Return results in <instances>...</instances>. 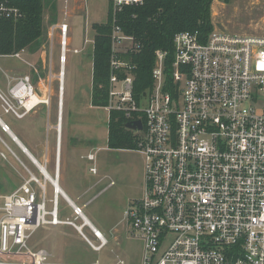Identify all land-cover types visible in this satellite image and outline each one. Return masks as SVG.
<instances>
[{
    "label": "built area",
    "instance_id": "2783aa9c",
    "mask_svg": "<svg viewBox=\"0 0 264 264\" xmlns=\"http://www.w3.org/2000/svg\"><path fill=\"white\" fill-rule=\"evenodd\" d=\"M145 2L111 0L115 12ZM12 14L17 12L0 5V20ZM69 31L66 22L49 28L51 56L59 37V72L50 63V79L58 82L60 102L72 51ZM120 32L113 27L106 109L110 115L124 113L127 124L142 122V130L130 131L144 159V196L126 211L130 235L143 244L141 264H264V36L213 32L203 40L197 32L178 33L173 40L176 95L165 89L168 52L157 51L153 88L137 99L135 67L118 56L131 39ZM0 57L28 63L23 51ZM48 91L40 95L31 77L23 76L7 94L0 91L1 105L5 113L23 118L50 104ZM0 128L10 131L1 120ZM0 142L16 157L1 137ZM99 150L87 156L92 174L98 172ZM23 167L28 179L11 193H0V264H56L46 249L32 246L34 234L47 227L73 228L94 252L109 246L85 216L86 205L67 201L72 217L60 219L58 167L53 177L44 167L40 177ZM116 259L111 264H127Z\"/></svg>",
    "mask_w": 264,
    "mask_h": 264
},
{
    "label": "rangeland",
    "instance_id": "374dc122",
    "mask_svg": "<svg viewBox=\"0 0 264 264\" xmlns=\"http://www.w3.org/2000/svg\"><path fill=\"white\" fill-rule=\"evenodd\" d=\"M110 4L111 0H69L68 3L66 0H44L46 31H49L52 23L66 22L70 26L69 39L72 41L70 44L72 51L67 56L62 102L63 130L65 133L70 132L68 144L67 139H64L63 173L65 175L70 172L74 189L83 196L82 200L76 203L80 206L86 205L83 210L85 216L110 244L103 251L94 252L74 229L59 226L39 229L32 238V245L34 248H47L56 256L68 255L70 259L67 262L77 264L96 261L108 264L117 260L116 255L127 264H141L143 256L142 242L129 233L126 211L131 203L144 196L146 183L144 159L135 150L109 148L110 111L106 107L91 105L95 38L93 25L106 23ZM212 23L215 33L264 36V0H232L229 4L216 0L212 6ZM43 42L50 53V38L43 39ZM125 44L131 45L130 42ZM75 48L81 50V53L74 54ZM59 51L57 37L53 57L56 74L59 72ZM23 57L33 65V68L22 60L0 57L2 91H6L7 74L24 71L28 75L31 74L33 79L34 69L42 70L43 61L40 57L29 55ZM53 88L55 90L52 100L58 108L60 91L57 81ZM0 135L13 150L16 149L1 130ZM98 149L100 150L97 152L95 164L98 172L92 174L90 168L94 164L88 161L87 156ZM2 151L7 153L0 143V152ZM2 168L3 166H0V185L6 189ZM30 168L40 177L35 167L31 165ZM48 172L54 176L53 166H50ZM51 197L52 187L49 186V198ZM71 217V210L61 202L60 219L66 220ZM84 232L92 237L87 228Z\"/></svg>",
    "mask_w": 264,
    "mask_h": 264
},
{
    "label": "trees",
    "instance_id": "16d2710c",
    "mask_svg": "<svg viewBox=\"0 0 264 264\" xmlns=\"http://www.w3.org/2000/svg\"><path fill=\"white\" fill-rule=\"evenodd\" d=\"M216 0H146L141 7H125L115 12L112 3L104 24H94V52L91 105L106 107L109 100L111 74L112 31L121 29L122 36L131 39L127 52L118 54L122 61L134 66V92L137 99L153 88L156 52L166 51V87L173 89L174 37L181 32L198 33L206 40L214 31L212 6ZM229 4L232 0H218ZM17 12L0 20V55L37 50L45 35L44 0H0V5ZM122 76L125 72L121 73ZM175 88V87H174ZM124 113L113 112L109 120L110 149L135 150L138 137L126 128Z\"/></svg>",
    "mask_w": 264,
    "mask_h": 264
},
{
    "label": "crops",
    "instance_id": "0c3cea01",
    "mask_svg": "<svg viewBox=\"0 0 264 264\" xmlns=\"http://www.w3.org/2000/svg\"><path fill=\"white\" fill-rule=\"evenodd\" d=\"M58 22H62V21H58ZM52 24H50V26ZM48 37H49V31L48 32L45 31V35L43 39H47ZM71 42L72 41L70 39V44ZM54 51L55 48L51 56V54L49 53V48L46 47V43H44L43 40L37 50L23 51V56L29 55L35 58L38 56L43 61L42 70L34 69L33 71L34 77L33 79L31 78L37 91L42 96H47L49 92L48 90H50L51 95H53L55 90L53 88V84L56 81L53 79L51 83V79H50V63L52 64V69L54 72V64H53ZM79 51L81 53V50ZM48 55L50 56L48 57ZM47 59H49V61ZM59 60H60V51H59ZM28 63H26V65L33 68V65L30 62ZM67 63H68V57H67ZM59 67H60V63H59ZM23 76L31 77V74L28 75V73L24 71L23 72L15 71L10 74H7L6 75L7 84L5 86L6 91H2L1 89L0 91L4 94H7L10 85L14 84V82L18 78ZM62 102H63V98L61 99V102L59 100V105L57 108V106L54 104L51 98V102L49 105L41 104L31 112L26 114L23 118H18L11 113L10 114L5 113L1 105L2 113H0V120L3 123L7 124L10 128L9 133L3 132L0 128L1 133H3L4 136H6L16 148L15 149L16 151L13 150L6 143L5 139L2 138L0 135V137L4 140V142L10 147L12 152L16 155V157H14L8 151L7 153L3 151L0 152L5 154L6 156V159L0 157V166H3L2 168L3 179L7 184L6 189H4L1 186L2 184L0 185L1 194L6 195L11 193L12 191L20 187L26 179H28V174L24 169L23 164L30 170H32L30 168V166L32 165L33 167H35L37 171L39 170V168L44 167L47 172L49 171L50 166H53L54 174L55 171L57 170V167L59 170L58 184L60 188V193H59L60 207H61V202H63V204H65L71 210L67 201L76 203L82 200L83 196L80 195V193H78L76 189H74V183H72L70 172L66 173L65 175L63 173L62 157H63V149H64L63 148L64 139L65 138L67 139L66 143L68 144L70 132L65 133V131L63 130L64 121L62 120V106H63ZM2 146L4 147L3 144ZM48 174L50 175L49 172ZM32 244H33V240H32ZM43 249H46L50 253L51 255L50 260L52 263L77 264L74 262H67V260L70 259L68 255L65 256L64 254L63 256L62 255L56 256L55 253H52L47 248H43ZM87 263H91V262H87Z\"/></svg>",
    "mask_w": 264,
    "mask_h": 264
},
{
    "label": "water",
    "instance_id": "95a60500",
    "mask_svg": "<svg viewBox=\"0 0 264 264\" xmlns=\"http://www.w3.org/2000/svg\"><path fill=\"white\" fill-rule=\"evenodd\" d=\"M126 128L129 129V130H137V129L138 130H142V122L141 121H137V122H135L133 124L128 123L126 125Z\"/></svg>",
    "mask_w": 264,
    "mask_h": 264
},
{
    "label": "bare ground",
    "instance_id": "6f19581e",
    "mask_svg": "<svg viewBox=\"0 0 264 264\" xmlns=\"http://www.w3.org/2000/svg\"><path fill=\"white\" fill-rule=\"evenodd\" d=\"M39 100V99H38Z\"/></svg>",
    "mask_w": 264,
    "mask_h": 264
}]
</instances>
